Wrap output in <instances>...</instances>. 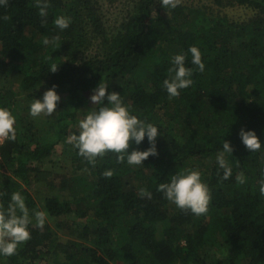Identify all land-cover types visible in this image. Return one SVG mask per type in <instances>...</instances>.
Wrapping results in <instances>:
<instances>
[{
	"label": "trees",
	"instance_id": "16d2710c",
	"mask_svg": "<svg viewBox=\"0 0 264 264\" xmlns=\"http://www.w3.org/2000/svg\"><path fill=\"white\" fill-rule=\"evenodd\" d=\"M250 1L216 0L226 6ZM254 2L263 16L249 22L229 14L202 17V7L185 1L165 9L161 0H127L129 10L112 24L101 0H48L46 18L36 0L0 5V68L17 82L16 93L34 100L55 85L65 96L43 138L25 114L15 118L16 140L0 146V172L10 173L0 174V204L6 208L19 191L30 215L47 214L43 228L32 217L31 239L16 255H0V264H264V0ZM60 15L71 18L67 29L55 26ZM53 37L59 39L53 43ZM192 46L202 54L203 72L191 62ZM177 54L194 69L193 84L169 99L163 81ZM101 80L120 93L131 114L158 127V155L142 165L117 163L108 153L93 166L67 142L78 135L81 109L97 107L90 96ZM12 99L0 86V107L12 113ZM241 128L255 131L259 151L244 146ZM224 140L233 147L225 154L228 179L216 159ZM57 145L72 149L68 164L51 159ZM150 146L145 136L129 151ZM108 169L111 178L102 175ZM126 170L146 184L133 186ZM186 170L200 171L209 187L207 214L181 211L157 191ZM240 173L243 184L236 180ZM33 183L55 191L38 198ZM141 188L151 199L140 197ZM220 245L236 257L216 254Z\"/></svg>",
	"mask_w": 264,
	"mask_h": 264
},
{
	"label": "clouds",
	"instance_id": "9594fccd",
	"mask_svg": "<svg viewBox=\"0 0 264 264\" xmlns=\"http://www.w3.org/2000/svg\"><path fill=\"white\" fill-rule=\"evenodd\" d=\"M181 0H161V5L165 9L176 8ZM8 0H0V5L7 6ZM36 7L39 8L41 17H47L49 7L48 0H36ZM8 19V17H4ZM45 21H42L44 23ZM71 23V18L63 15L57 16L54 24L61 30L67 29ZM59 37H53L51 42ZM49 44L45 38L43 41ZM192 57V64L200 72L205 70L200 50L192 46L189 49ZM186 56L177 54L172 58L173 67L169 68V78L163 81L169 99L180 96V90L187 89L193 84L191 77L194 69L185 66ZM58 66L51 65V72H56ZM56 86L46 90L42 99H35L30 104V116H52L56 111L60 96L55 90ZM107 100L105 104L104 101ZM93 107L85 118L79 120L78 135L71 134L67 142L78 150L77 154L83 157L89 164L95 166L97 158H103L108 153L116 155V162L123 163L125 159L129 165H142L150 155H158L156 149V139L159 135L158 127L151 123H145L136 115L131 114V106L126 105L119 92L108 91V85L101 80L90 96ZM244 146L251 152L261 149V141L255 131L244 130L239 132ZM147 136L150 147L145 151H129L132 143L139 145ZM4 140H16L15 117L7 108L0 107V143ZM233 147L230 142L224 140L223 151L217 154V162L223 171V179H228L232 175V170L228 165L225 154L232 153ZM102 175L111 178L114 170H105ZM238 183L243 184L246 178L243 173L236 176ZM157 191L162 192L164 197L174 203L178 209L184 212L190 211L196 216L207 214L211 195L208 185L202 180L201 172L198 170H186L171 177L170 183H160ZM260 195L264 196V180L260 181ZM2 195V194H0ZM141 198L151 199L152 193L147 189L139 190ZM35 218V226L43 228L47 214L44 211H34L30 215L26 206L25 197L19 192H13L10 202L5 208L0 204V255L11 257L17 254L18 247L31 239L29 225L32 224V217Z\"/></svg>",
	"mask_w": 264,
	"mask_h": 264
},
{
	"label": "rangeland",
	"instance_id": "374dc122",
	"mask_svg": "<svg viewBox=\"0 0 264 264\" xmlns=\"http://www.w3.org/2000/svg\"><path fill=\"white\" fill-rule=\"evenodd\" d=\"M185 1L187 4H192L197 7H202L200 11H202V17L204 15L208 16L209 18L214 17L218 14H229L230 16H233L236 20H248L251 22L254 19H257L260 16H263L261 11L259 10V7L255 4L254 0L250 1V4L240 6V5H233V6H226L223 2L222 4H218L216 0H181ZM101 11L103 14L107 16L108 20L107 22L109 24H112L115 19H117L121 13L124 11H128L129 5H127V0H101ZM8 69V68H7ZM16 84L17 82L7 70H2L0 68V86L5 87L7 90H11L13 92V102H12V115L16 117H22L23 115H29L30 112V104L35 100L31 99L29 100L28 97H26L25 93L18 92L16 93ZM60 96V100L57 104L56 111L52 114V116H39L35 119V123L39 130V135L41 138L45 136L46 134L44 131L49 130V126L51 123H54V118L58 114V112L61 110L60 104L64 101L65 96L63 92H57ZM42 93L40 96L41 98L36 99H42L43 98ZM91 109H87V107H83L81 111L79 112L80 120L85 118V116L90 112ZM79 123V122H78ZM77 123V127H78ZM73 151L70 148L63 149L60 145H57L54 147L53 153L51 155V159L54 161H61L62 163L65 162V164H68L72 159ZM67 162V163H66ZM127 171V172H126ZM123 172L124 179L131 182V184L135 187H140L146 184L145 180L143 178H138L137 176L134 178V175L131 174L129 170H126ZM147 174H149L152 171V167H148L145 169ZM0 174H5L6 176H9L10 173L8 171H1ZM31 193L34 194L36 197L40 198L50 192H54L55 189L50 188L49 186H45L41 183H33L30 187ZM174 206H176L174 204ZM33 219H35L33 217ZM50 224V219L47 220ZM228 250L230 248L228 246L220 245L219 247L215 248V252L218 255L224 256L225 254H231L233 258L236 256L234 255V252L231 251V253H228Z\"/></svg>",
	"mask_w": 264,
	"mask_h": 264
},
{
	"label": "built area",
	"instance_id": "2783aa9c",
	"mask_svg": "<svg viewBox=\"0 0 264 264\" xmlns=\"http://www.w3.org/2000/svg\"><path fill=\"white\" fill-rule=\"evenodd\" d=\"M6 140H4L2 143H0V146L5 142Z\"/></svg>",
	"mask_w": 264,
	"mask_h": 264
}]
</instances>
